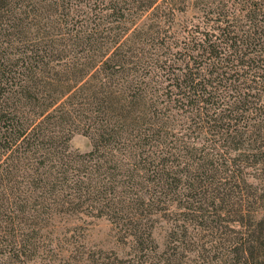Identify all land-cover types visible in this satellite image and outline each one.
I'll use <instances>...</instances> for the list:
<instances>
[{"label": "trees", "instance_id": "1", "mask_svg": "<svg viewBox=\"0 0 264 264\" xmlns=\"http://www.w3.org/2000/svg\"><path fill=\"white\" fill-rule=\"evenodd\" d=\"M83 206L86 264H264V0H0L2 263Z\"/></svg>", "mask_w": 264, "mask_h": 264}, {"label": "rangeland", "instance_id": "2", "mask_svg": "<svg viewBox=\"0 0 264 264\" xmlns=\"http://www.w3.org/2000/svg\"><path fill=\"white\" fill-rule=\"evenodd\" d=\"M145 19L146 16L141 21ZM68 146L71 151L80 153L90 149L89 141L79 134L72 135ZM40 219L44 222L37 232L38 248L28 264H86L89 254L97 250L112 249L120 253L108 220L84 206L75 211L48 210ZM2 261L0 259V264Z\"/></svg>", "mask_w": 264, "mask_h": 264}]
</instances>
